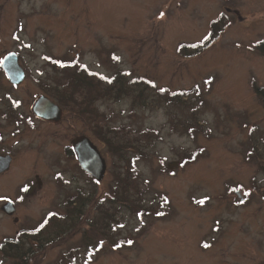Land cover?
Masks as SVG:
<instances>
[{"label": "rangeland", "instance_id": "374dc122", "mask_svg": "<svg viewBox=\"0 0 264 264\" xmlns=\"http://www.w3.org/2000/svg\"><path fill=\"white\" fill-rule=\"evenodd\" d=\"M221 13L227 26L210 48L188 57L178 52L181 44L203 40ZM261 40L264 0H0V58L12 51L34 75L43 67L48 77H57L58 90L81 67L111 94L94 104L105 116L99 133L69 107L59 125L23 124L25 182L35 177L20 214L26 230L50 213L62 215L76 191L89 196L76 225L65 227V235L27 264L263 263L264 107L253 88H264V59L255 49ZM49 64L63 69L54 72ZM159 89L192 91L201 102L187 94L185 104L169 105ZM41 90L31 79L17 89L23 116ZM182 123H194L193 130L181 129ZM149 130L155 138L142 137ZM83 135L106 161L95 185L63 151ZM118 143L133 149L112 154ZM194 151L192 161L181 163ZM129 170L143 207L158 213L141 217L125 205L107 204L120 190L116 178ZM100 208L113 213L109 231L123 245L113 248L105 241L98 248L97 239L86 236ZM16 229L3 233L14 237Z\"/></svg>", "mask_w": 264, "mask_h": 264}, {"label": "trees", "instance_id": "16d2710c", "mask_svg": "<svg viewBox=\"0 0 264 264\" xmlns=\"http://www.w3.org/2000/svg\"><path fill=\"white\" fill-rule=\"evenodd\" d=\"M227 26L226 17L223 13H221L216 18L210 21L209 32L207 36L201 40L199 43L184 45L181 44L178 46V52L182 55L194 56L201 51L207 50L210 48L221 35L225 27ZM255 49L257 53L260 54L264 59V41L256 42ZM73 64L69 63L68 68L72 67ZM74 72L71 73V77H69V81L66 84H63L62 89H54L56 96L58 99L61 100L64 107L72 108L74 111L78 112L80 117H83L85 122L92 125L94 122L95 128L99 127V123L102 122L104 119V115L100 114L96 106L94 105L96 100L103 98L104 96H109V92L105 88H101L102 84H104L101 80L95 77L93 73L89 74L86 73L81 67L74 68ZM138 81H142L138 79ZM121 82V81H120ZM123 83V82H121ZM54 85L57 88L58 81L54 80ZM150 88H155L150 85ZM254 93L255 95L261 99V103L264 107V88L263 87H256L254 86ZM121 90V89H120ZM158 96L164 103H168L169 105H181L185 104L184 100H186L187 94H191L190 96H195L198 102H201V98L199 94H195L191 92H178V91H168L167 89H159ZM141 93V92H140ZM198 105V104H197ZM186 108L189 109V105L186 104ZM99 113V114H98ZM177 122V120L175 121ZM180 124V123H179ZM193 124H181V129H184L187 132H191L193 129ZM174 126V125H173ZM195 126V125H194ZM96 128V129H97ZM98 131V129H97ZM142 137L145 139H149L150 137L154 136L153 131H141ZM156 132V131H155ZM99 133V131H98ZM154 136L153 138H155ZM100 139L105 141L109 144L108 139L101 136ZM110 145V144H109ZM126 148L133 149L131 144H126ZM124 145L118 143L115 147H113L112 154H117L118 151H122L126 149ZM128 150V149H127ZM126 151V150H125ZM198 151H194V153L190 154L188 157L185 155V159L183 158L181 163L186 162L188 160L192 161L194 156H196ZM138 154H143L138 150ZM254 155V154H253ZM250 156L248 159H259V155ZM130 163V162H129ZM134 171L129 170L125 177H117L116 178V187L120 188L117 192L116 190L113 191L115 193L111 197L108 198L107 204L111 205H125L124 207L131 209L132 213L136 216H147L158 213L156 209L152 208H144L141 203V194L138 189H136V181H134ZM88 176V175H87ZM86 176V177H87ZM88 182L95 185L96 183L91 177H87ZM129 188H133V192L138 193V201L131 199L129 196ZM89 200L88 197H84V195H80V191H76L73 196L68 197L64 202V213L62 215L56 213H50L45 220H43L40 225L36 228L32 229H24L18 232L14 237L5 240L6 248L4 250V256L9 258L13 263L12 264H27L30 258H33L35 253H40L43 249V246L50 244L54 241V239L61 238L62 234L65 235L66 228L65 227H73L76 225V222L80 220L85 213L86 208V201ZM137 203H136V202ZM140 201V202H139ZM98 213L100 218L96 220L94 219V224H90L89 228L86 231V236L88 238H93L94 240L97 239L96 246L99 248L102 246L105 241L106 244L112 246L113 248L117 247L116 244L123 245L124 240H114V235H111L109 231L112 229L110 223L116 222L113 218V213H109L107 209H98ZM100 223L105 226L104 228H99ZM107 228V229H106ZM45 232V235H43ZM91 232V233H89ZM107 232V234H105ZM50 233H52L50 235ZM109 233V235H108ZM43 235V236H42Z\"/></svg>", "mask_w": 264, "mask_h": 264}, {"label": "flooded vegetation", "instance_id": "af4514ba", "mask_svg": "<svg viewBox=\"0 0 264 264\" xmlns=\"http://www.w3.org/2000/svg\"><path fill=\"white\" fill-rule=\"evenodd\" d=\"M13 53L8 51L0 58V264H3L5 258L10 260L4 256V250L6 248L5 240L12 238L7 237L3 230L4 228L17 227L14 233L15 236L19 231L26 229L21 222L22 215L20 216V214L23 211L25 212V206H27L26 195L34 191L33 183L35 177L33 178L34 180L29 177L25 182L23 158L26 154V146L22 142L24 135L23 124L29 129H34L37 123H42L45 128L49 127V125H59L63 122V113L66 112V107L57 98L54 91L55 85L53 83L54 80L58 81L57 77L53 79L48 77L43 67L35 68V71L37 70L35 72L36 76L28 71L27 66L20 67L23 79L18 83H16V77L14 79L8 77L3 68V59L6 55ZM13 65L11 64V66ZM49 65L55 68L54 72L57 73L63 69L60 64ZM28 79H31L36 86H41L42 90L34 95L28 106V115L23 116L18 109L20 104L18 103L17 89ZM39 97L49 99L53 104L62 108L63 112L59 123L56 124L52 121L41 119L32 113L31 106ZM71 141H69L70 144L64 146L63 151L66 159L69 158L72 161L73 158L76 160V155L71 147ZM58 177L59 174H55L56 180H58ZM260 264H264V262Z\"/></svg>", "mask_w": 264, "mask_h": 264}, {"label": "water", "instance_id": "95a60500", "mask_svg": "<svg viewBox=\"0 0 264 264\" xmlns=\"http://www.w3.org/2000/svg\"><path fill=\"white\" fill-rule=\"evenodd\" d=\"M11 64H14L11 66ZM21 66L18 65L16 54H8L3 59V68L9 78L16 77V83L23 79ZM32 113L41 119L60 122L62 108L53 104L49 99L39 97L32 104ZM71 147L75 151L76 161L82 172H85L95 182H100L106 173V161L103 159L100 150L86 136H76L72 138ZM236 197L243 201L240 191L235 192Z\"/></svg>", "mask_w": 264, "mask_h": 264}, {"label": "snow or ice", "instance_id": "6c2138e0", "mask_svg": "<svg viewBox=\"0 0 264 264\" xmlns=\"http://www.w3.org/2000/svg\"><path fill=\"white\" fill-rule=\"evenodd\" d=\"M161 15H163V14H161ZM201 203H202V201H201Z\"/></svg>", "mask_w": 264, "mask_h": 264}]
</instances>
